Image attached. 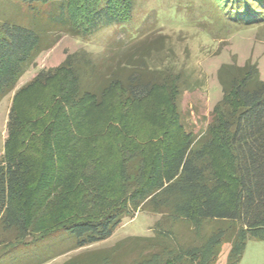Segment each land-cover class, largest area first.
Returning <instances> with one entry per match:
<instances>
[{"label": "trees", "instance_id": "trees-1", "mask_svg": "<svg viewBox=\"0 0 264 264\" xmlns=\"http://www.w3.org/2000/svg\"><path fill=\"white\" fill-rule=\"evenodd\" d=\"M19 1L29 5L27 25L0 21V102L60 34L88 39L122 27L136 7V0ZM221 2L237 22L264 21V0ZM164 44L136 43L107 58L109 63L78 50L16 92L0 162V247L17 249L52 236L67 246L25 259L26 249H8L0 264H44L100 243L125 215L148 204L161 209L157 195L176 181L184 198L178 215L199 238L183 246L196 254L187 264H213L217 234L228 228L226 264L240 263L249 239H264V79L258 63L220 66L223 96L198 135L187 130L179 105L184 71L150 62ZM28 96L31 106L24 112ZM155 96L165 106L143 112L137 124L134 111ZM109 98L114 106L102 118ZM133 240L82 251L63 264H150L164 253L159 235ZM131 252L137 256L124 262Z\"/></svg>", "mask_w": 264, "mask_h": 264}, {"label": "rangeland", "instance_id": "rangeland-1", "mask_svg": "<svg viewBox=\"0 0 264 264\" xmlns=\"http://www.w3.org/2000/svg\"><path fill=\"white\" fill-rule=\"evenodd\" d=\"M229 8L221 0H136L132 20L122 27L112 26L88 39L60 34L57 43L37 57L35 64L22 76L16 89L0 102V162L5 152L4 144L9 135L8 121L16 92L30 83L41 70L58 66L67 54L78 50L91 52L100 62L109 63L107 58L118 51H127L136 43L147 44L163 40V44L165 43L163 49L153 52L150 62L154 66L169 65L174 66L175 70L184 71L185 83L179 105L187 130L199 135L211 119V111L223 96L218 78V70L222 64L244 65L247 60L257 62L261 78L264 79V21L251 25L237 22ZM29 12V5L22 1L0 0L1 22L27 25ZM161 36H164L163 39ZM31 96L36 99L40 95L37 91ZM155 97L157 98L152 97L147 101L144 109L134 111L137 124L142 120L143 112L149 113L153 108L165 106L160 96ZM30 99L31 97L28 96L23 101L22 111L29 112L27 110L31 106ZM114 101L115 98H109L102 114L100 113L103 115L102 118L108 117ZM143 125L140 133L144 131ZM198 147L197 145L196 148ZM197 164L202 166L204 160L199 159ZM206 173L207 177L212 176L210 170ZM157 198L164 205L161 209L154 204L145 205L125 215L108 239L58 255L44 264H63L72 256L85 250L112 248L122 240L132 245L135 236L155 235L163 238L162 247L165 249L163 255L156 257L150 264H187L189 261L196 260L193 247H190L192 251L189 250L190 248L183 247L196 245L198 241L194 240L199 238L195 237L198 232L193 225L191 229L185 222H181L185 220V216L178 215L177 207L184 200L180 183L173 182L171 186L163 189ZM176 219H178L177 222ZM226 230L217 234V239L221 243L213 264L227 263L231 245L223 241L230 229ZM176 234L179 239L178 237L175 239ZM28 241H31L30 238L27 239ZM13 246L8 244L0 247V254L8 249L19 252L21 249H26L23 258L25 259L37 254L44 255L46 252H57V249L64 248L67 244L56 236H52L31 242L29 246L24 244L17 249ZM136 256L137 252H131L124 255L122 260L130 262ZM9 262L7 261L6 264ZM239 264H264V239H249Z\"/></svg>", "mask_w": 264, "mask_h": 264}]
</instances>
